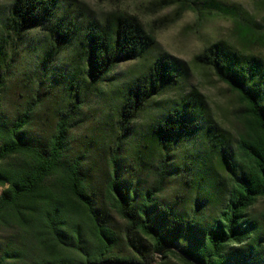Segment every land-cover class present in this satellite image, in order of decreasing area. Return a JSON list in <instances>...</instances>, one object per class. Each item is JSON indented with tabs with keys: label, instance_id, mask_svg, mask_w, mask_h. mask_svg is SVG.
Instances as JSON below:
<instances>
[{
	"label": "trees",
	"instance_id": "trees-1",
	"mask_svg": "<svg viewBox=\"0 0 264 264\" xmlns=\"http://www.w3.org/2000/svg\"><path fill=\"white\" fill-rule=\"evenodd\" d=\"M167 3L232 20L236 46L214 42L193 64L237 97L236 137L197 91L186 92V63L165 53L148 61L156 40L134 16L96 20L68 0L8 4L0 24V264H264V56L252 49L264 47V34L235 5ZM27 38L48 83L40 95L57 103L52 118L39 87L8 107L14 53ZM63 54L69 62L59 65ZM133 62L138 68L115 74ZM89 95H110L111 105L81 140Z\"/></svg>",
	"mask_w": 264,
	"mask_h": 264
},
{
	"label": "rangeland",
	"instance_id": "rangeland-1",
	"mask_svg": "<svg viewBox=\"0 0 264 264\" xmlns=\"http://www.w3.org/2000/svg\"><path fill=\"white\" fill-rule=\"evenodd\" d=\"M198 0H196L197 2ZM225 5H235L248 12L255 19L258 30L264 34V0H217ZM11 0H0V24L5 20L8 4ZM72 7H76L82 14H90L96 20L109 12L125 13L134 16L145 30L151 33L156 40V47L148 57V61L158 54H168L186 63L189 68V76L185 84L186 92L197 91L206 103L212 119L231 137H236L239 132V103L237 97L228 87L217 80L208 69H202L193 64V58L206 46L223 41L236 46V35L232 20L221 15H210L192 11H180L175 5L168 6L167 0H68ZM262 5V6H261ZM35 37V36H33ZM36 42L25 40V50L14 53L16 63L12 72V79L8 82V107L14 104H23L26 97L35 94L37 87L39 98L47 114L44 117L52 118L51 110H57V103L49 101L50 95H40L44 91L45 77H40L37 72V57L33 53ZM258 49V53L264 56V47L252 46ZM69 62L67 55H60L56 61L63 65ZM139 63H125L116 69L115 74L126 73L131 68H138ZM117 78L118 75H116ZM41 82V83H40ZM40 83V84H39ZM86 105L83 106L84 122L76 129V135L83 140L91 132L98 130L99 114L111 105V96L89 95L86 97ZM62 109V106H60ZM79 140V139H78ZM80 141V140H79Z\"/></svg>",
	"mask_w": 264,
	"mask_h": 264
}]
</instances>
